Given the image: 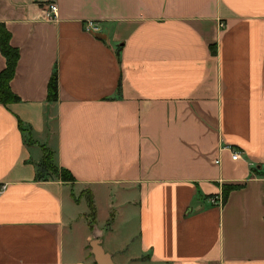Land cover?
Segmentation results:
<instances>
[{
    "label": "crops",
    "instance_id": "crops-1",
    "mask_svg": "<svg viewBox=\"0 0 264 264\" xmlns=\"http://www.w3.org/2000/svg\"><path fill=\"white\" fill-rule=\"evenodd\" d=\"M0 22V264H97L93 241L113 264H264V0H0ZM42 148L72 181L36 178Z\"/></svg>",
    "mask_w": 264,
    "mask_h": 264
},
{
    "label": "trees",
    "instance_id": "trees-1",
    "mask_svg": "<svg viewBox=\"0 0 264 264\" xmlns=\"http://www.w3.org/2000/svg\"><path fill=\"white\" fill-rule=\"evenodd\" d=\"M9 32L5 28L4 24L0 22V54L4 58V67L0 70V103L6 104L9 102L18 101V97L13 94L9 88V81L13 76L15 64L18 59V51L15 47L9 44ZM116 55H118V48L115 49ZM47 100L53 101L56 99V73L55 68L52 69L47 82L46 89ZM36 178L47 179L55 177L61 181H72L71 174L64 168L56 167L51 162V152L45 148H42V156L39 162L36 164ZM45 174L44 178L41 176ZM238 185H224L222 187V201H226L228 193L237 188ZM87 207L89 210L90 218L94 215V208L91 202V198L88 194L86 197Z\"/></svg>",
    "mask_w": 264,
    "mask_h": 264
},
{
    "label": "built area",
    "instance_id": "built-area-1",
    "mask_svg": "<svg viewBox=\"0 0 264 264\" xmlns=\"http://www.w3.org/2000/svg\"><path fill=\"white\" fill-rule=\"evenodd\" d=\"M43 15L45 18H53L56 16V5L52 2L46 4ZM83 29L86 32H94L97 28L93 21L87 20L83 24ZM239 157V152L236 150L231 151V159L235 160ZM217 163V160L215 161ZM5 189V183L0 182V194ZM212 204L221 205L223 203L221 194L216 195L210 199Z\"/></svg>",
    "mask_w": 264,
    "mask_h": 264
},
{
    "label": "water",
    "instance_id": "water-1",
    "mask_svg": "<svg viewBox=\"0 0 264 264\" xmlns=\"http://www.w3.org/2000/svg\"><path fill=\"white\" fill-rule=\"evenodd\" d=\"M92 253L97 264H113L107 254L103 253L97 241L91 243Z\"/></svg>",
    "mask_w": 264,
    "mask_h": 264
},
{
    "label": "rangeland",
    "instance_id": "rangeland-1",
    "mask_svg": "<svg viewBox=\"0 0 264 264\" xmlns=\"http://www.w3.org/2000/svg\"><path fill=\"white\" fill-rule=\"evenodd\" d=\"M41 176L44 178L45 176H48V174H47V175H45V174H42Z\"/></svg>",
    "mask_w": 264,
    "mask_h": 264
}]
</instances>
